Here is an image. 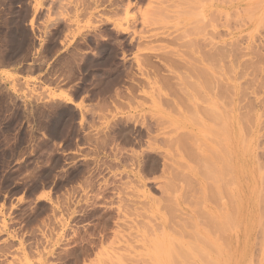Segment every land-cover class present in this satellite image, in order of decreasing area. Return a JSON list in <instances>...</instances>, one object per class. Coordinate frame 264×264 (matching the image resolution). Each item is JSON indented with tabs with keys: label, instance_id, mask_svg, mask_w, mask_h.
<instances>
[{
	"label": "rangeland",
	"instance_id": "rangeland-1",
	"mask_svg": "<svg viewBox=\"0 0 264 264\" xmlns=\"http://www.w3.org/2000/svg\"><path fill=\"white\" fill-rule=\"evenodd\" d=\"M129 1L0 0V264H105V262L106 264H110V261H108L110 255L116 258L121 257V253L125 261L115 259L114 261L117 264H144L148 260V263L150 262L151 264H158V262L159 264H169L167 261L170 259L174 260L173 262L172 260L170 261L171 264H175L183 257L182 254L186 253L185 250L190 252L188 255H191L193 249L189 251L190 249L187 248L189 242L186 243L184 239L192 243L188 235L194 232L200 234V237L203 236L204 242L207 240L213 246L211 248V245L209 246L206 242L205 245H208L213 250L209 249L210 251H208V248H205L204 245L202 247L199 239L196 241L197 239L191 238L193 241L195 240L196 243L193 242V244L198 248L196 256L199 254L204 256L206 254L204 257L209 256L208 259L210 260L215 258L212 264H215L214 262L216 261L218 264H264V195L261 197L262 192H264V0H202L204 2H200L201 0H164L166 3H162L163 0ZM179 4L182 5L180 6ZM174 5L178 8H175ZM154 6L158 7L157 11L159 14L154 13L156 11H153ZM161 8H164V12ZM175 12H179V14ZM197 12L200 16L197 15ZM161 13L163 14L161 15ZM174 16L179 17L175 18ZM151 17L154 19L153 21ZM197 27L200 30L203 28L205 30L204 33L203 31L200 32ZM186 28H192V30L194 28V33L187 32ZM103 29L106 32V35L102 37V44L104 46L101 44L98 47L91 39V36L97 35ZM192 30L190 31L192 32ZM186 32L190 35H185ZM195 32H200L202 35L197 33L199 37L195 36L197 35ZM215 32H217V35ZM182 34L183 38L185 36L187 37L181 41L183 39L181 37ZM179 36L181 37L180 39ZM175 37L180 40H175L176 43L178 45L179 43H183V45L181 44L182 46H178L177 44L173 45L175 44L173 43V38ZM158 38H161L162 41L158 40ZM186 40H191L192 42H190L194 43V47L192 48L190 46L189 48ZM193 40L197 43L193 42ZM185 41L187 42L186 48H184ZM199 41L200 44L198 43ZM140 42H144V45ZM209 42L211 44L214 43V45L211 46ZM139 44L141 45L137 46ZM148 45L149 47L161 45V48L158 50L155 47L153 49H147L146 46ZM164 47L167 49L165 48L164 50ZM174 48L178 49L177 52ZM161 49L164 52L170 50V53H178V56L174 54L171 58L177 59V61L179 60L180 63H184L181 68H184V65H188L189 67L186 68L192 71L189 72L187 70V72L184 70L185 68H180L181 70L176 69L172 64L173 62L171 63L172 65L170 63L168 64L176 70L168 69V64H165L162 60L161 62L158 58H154V53L157 54ZM182 50L187 51L190 56L188 57L187 52L184 53ZM198 50L204 51L202 53L201 51L198 52ZM201 53L206 57H202ZM146 54H152L150 56L152 58L151 61L156 65L158 64L160 69L162 68L159 75L161 73L163 76H169V78L172 76L171 79L174 76L175 79H172L171 83L178 81L179 83H175V86L176 84L177 86L179 85L178 87L176 86L177 89L184 87L182 91L185 92L180 90L181 93L179 94H186L181 96L182 98L184 97V101L185 98L186 100L188 99V102H186L188 103L187 105H191V110L201 105V109L203 108V110L199 111L204 112L196 111L192 113H196L197 116L196 114L194 116L189 114L191 111L185 108H188V106H185L186 102L183 104L182 101L176 100L178 97H171L176 94H173L175 92L174 86V92L168 95L167 93L170 91L167 92L162 87V94L166 100L180 102L181 106L179 105L180 107L176 108V111L174 110L175 112L178 111V113L173 111L174 113L172 114L171 108L165 111V108H160V106L154 104L153 97L158 94L157 90L161 88L162 82L159 80H161L160 77L162 75L160 77L158 73H156L158 76L156 74L150 75V70H146L149 68L146 67L145 62L142 60L144 58L142 56ZM191 56L195 60L197 59V61L199 59L201 63L199 61L198 64L197 62L194 63L193 61L195 60ZM184 60L193 64V67L191 68L187 62L185 64ZM209 60H213L214 62L210 61L208 64ZM177 61L175 60V62ZM194 64L201 67L203 72L206 71L204 73H207L208 79L206 76H204L205 79L202 77L204 75L203 73L200 81H198L199 83L201 82V85L194 80V78L196 79L194 73L196 69L193 70L196 68ZM168 70L173 71L172 74ZM177 70L179 71L177 72ZM191 72L194 73L193 77L191 76L193 73L190 74ZM185 75L192 79L187 80ZM184 76L186 79H184ZM180 78L187 81H181ZM202 78L206 81V89L202 84ZM209 80L211 82H208ZM189 81L193 85L194 83L197 86L199 85L196 88L194 85L195 91L193 89V92L190 89V85L186 84ZM214 82L215 85L213 87ZM181 84L184 86L182 87ZM208 85H211L212 88ZM156 87L158 88L156 89ZM198 88L202 92L200 94L202 99L198 95L200 93ZM179 89L176 90L177 94L180 92ZM197 96L198 98H196ZM165 98L163 99L165 100ZM211 108L213 109L212 113L218 110L219 112H217L219 114L216 112L214 113L216 114L215 117H213L214 114H210ZM205 112L207 116H204ZM222 112L227 116L225 115V117ZM179 113L181 114L180 116ZM217 115L219 117L221 115L223 118L220 117L218 119L219 117H216ZM129 116L132 118L136 116L141 120H144V117H147L148 120H151L150 118L152 120L154 119V121L156 120L161 124V126L159 124V128L162 129L161 132L168 130V136L171 139L174 138V141H176L175 137H178V141L179 139L182 141L183 138L187 139L188 144H185L187 142L184 139L183 141L185 143L182 142L184 143L183 145H187L184 146V149L182 148L183 145L176 144L177 142L172 147L174 149L170 148L166 150L165 147H163L164 149L159 148L162 147L160 144L157 147L158 150L162 151V154H166V151L168 152L167 155L174 153L171 156L172 158L168 155L164 161L167 163L168 161L166 160H169V167H167L170 168L171 172L173 170L178 171V174H175L177 171L175 173H171L169 169L166 171L168 173V180L171 179L172 182V177L174 176L175 179L176 177L178 178V182L179 179L181 181V185H176L177 187H175V183L177 184L178 182L175 179L172 183L168 181L170 184H167V186L171 187L172 184L173 188L179 189V191L176 189L178 192L176 195L172 193L176 191L175 189L169 193L172 187L166 194L165 191L167 189L165 190L166 186L163 188V185L167 182L165 181L167 178L164 172L162 174L160 173L162 172L160 171L162 168L161 165H157V168L155 167L156 169L153 167L155 170L160 169L155 174H152L154 173L153 168H147L149 171L147 170L146 174H141L138 172L137 165L132 160L131 154L126 150L121 152L117 150L118 143L116 141L118 140L116 138H120L118 136L120 127L127 124L126 119ZM219 120L225 124H221ZM218 122L220 125H218ZM216 125H218L217 128L220 127V131L228 127L227 131L230 130V133L228 132L229 135L226 134V136H229V141L228 139L224 140L227 138L224 136L227 131L223 130L226 132H221V134L219 129H214ZM223 125L226 127L221 128ZM213 126L215 127L213 128ZM205 127L207 131L204 129ZM165 128L168 129L166 130ZM209 128L216 131L214 135L212 134L214 133L213 130L210 133V135H213L211 136L213 138L211 141L213 142L214 140L213 143H215L217 140L216 144L224 141L222 145L224 144L225 147L223 148L222 146V148H227L225 153L228 151V156L223 153L224 150L222 148L223 152L220 151L219 155H216L217 153L215 151L218 152L221 142L216 147V144L214 145L209 140L211 138L208 134L211 132ZM234 132L237 134L235 133L234 135ZM217 133L218 135L219 133L221 134V139H219ZM183 134L187 135L185 136ZM188 135L196 145H191L192 139L190 138V141L189 137H187ZM205 135L207 137L209 136V139L205 138ZM240 136L243 139L245 138V140L241 138L239 140ZM159 137L162 138L163 135ZM230 140H233V142H230ZM181 141L179 142L181 143ZM244 141H246V145L243 146L241 143V146L240 142ZM172 143L174 144V142ZM250 143L252 144L250 145ZM177 145L179 147L181 145L179 149L183 153L178 149ZM188 145L196 149H193L195 150L194 153H196L193 157H198L201 154L199 159L202 156L205 157L207 154L215 153L216 156H212L213 158L208 157L210 159L212 158L210 162H213L214 165L209 162L212 166H206L209 164L206 163L209 159L205 161L207 157H202L204 160L201 159L202 162L200 165L197 162L201 160H196L197 162H195L192 159L193 153L191 152L192 155H190V151L188 149L186 151L185 149L186 147L188 148ZM210 147L211 149L214 148V151ZM249 147H251L249 149L250 153L249 150L246 152V149ZM241 148L249 154V157ZM198 151L200 154L197 156ZM157 152V150L154 151L156 155L158 154ZM154 153L153 155H155ZM241 154L243 157L245 156L243 159L240 156ZM221 155L222 157H220ZM230 155L232 158L229 157ZM223 158L224 160L227 158L230 161L227 160L229 162L228 165L225 164L227 163L226 161L225 163L223 162ZM245 158L247 160L249 159L248 161L251 165L248 164V161L245 163ZM171 159L174 160V164ZM235 160L238 162L236 165L234 164ZM176 161H178V164H176ZM159 162L161 164V159ZM181 162L184 164L182 165ZM215 162H217L216 166ZM196 163L197 165H195ZM241 163L245 165L243 168ZM247 164L248 167L246 166ZM170 165L176 169H171ZM190 166L196 169L194 170L192 168L193 171H189V169L191 170L189 168ZM205 166L207 170L204 169ZM218 166L221 167L222 171ZM210 167L217 169V172L214 170V174L212 168L209 169ZM218 169L222 173H225L221 174ZM230 169L234 177L232 173L227 174ZM204 170L208 173V177H212L213 174L214 176L221 175L217 177L213 176L212 178H217V181L215 182L214 180L216 179H212L211 182V177L209 179ZM210 170L211 172L209 173ZM258 170L261 174L257 173L259 172ZM148 172L152 175H147ZM179 173H182V175ZM247 173L249 177L246 176ZM243 174L244 176H242ZM160 175H164L163 177L165 178L161 179L162 176ZM201 175L205 177V180H209L205 182L204 179H199ZM223 175H226L224 176L225 178L228 175L227 180L225 179L226 182L228 181L226 185H230L231 183V187L228 186V188L223 184L230 190H226L225 186L221 185L223 189L225 188L223 191L228 194H224L220 190L219 181ZM170 176L171 178H169ZM180 176L185 177V180ZM230 177L236 179L235 183L233 179L230 180ZM260 178L263 184V190L261 189L262 187L260 188ZM186 180L188 182H184ZM222 180L220 183L223 182ZM213 181L216 183L215 187L218 186L217 191H215L214 186H211L214 183ZM202 184L204 185L202 186ZM235 186H237V191L235 190ZM218 191L221 196L217 194L219 193ZM162 192H165L164 194L167 197L168 195L176 197L174 198L172 196L176 204L171 199L175 207L170 204L169 206L167 204L168 202L166 203V200L169 201V197V199L167 198L164 201V194L162 195ZM210 193L214 198L215 196H220L222 201L219 198H216L217 201H215L216 199L211 200L213 196H210ZM255 194L258 198L261 197L259 206L257 205L259 199L256 196L254 197ZM184 195L187 197L183 198L185 197ZM205 195L210 197L207 198ZM228 195L234 200L229 198ZM198 196L201 197V202L203 201L202 199L205 200L204 196L206 197L207 202L205 203L203 201L201 204L203 206L201 207L199 204L198 206L196 205V203H199V199L198 202H194L197 201ZM251 197L254 198L252 199ZM179 198L181 202H179ZM207 199H210V201ZM237 199L240 200V203ZM211 201L216 204L218 209L221 206V212L220 210H216V206H212L215 204H212ZM220 201L222 203H218ZM232 201H234V204ZM253 201L257 204L255 203L253 205ZM164 202L166 204H163ZM226 203L233 205L232 207H235L234 205L238 203L240 204L235 207L236 210L238 209V216L234 215L235 213L233 211L230 214V210H228L230 208L228 206L231 207V205ZM166 207H172L173 215H171L172 211L170 208H168L170 209L169 211H166ZM223 207L224 212L222 211ZM232 207L231 210L233 209ZM193 210L197 212L202 210V217L205 214L207 216L211 213L213 218L215 216L214 219L212 218V221L219 222L220 226L225 223L222 222L224 219H220L222 216L224 217V213L227 215V212H229L228 216L230 218L228 216L224 218L225 220L228 218L230 223L232 222L231 217L233 215L235 218L237 217V221L234 218L235 222L233 221L234 223H232L234 226H231L234 228L231 231H229L230 226L227 227L226 225V228L222 229L224 232H228L226 235L228 234L229 238L222 236L223 234L225 236V233L217 225L223 232V234L220 232V236L225 238V240L223 238L221 240L220 236H217L218 231H220L218 230L216 235L214 234V236H217L214 238V241H216L215 244L212 241L213 236L211 235L218 228H213L212 234H208L211 230L204 232L207 231L204 229L202 231L205 228V226H201L203 225L202 222L205 216L202 218L199 216L200 213L192 212ZM219 212L222 214H218L220 218L216 214ZM163 213L168 214L165 215ZM167 215L168 217L171 215L173 218L170 221L180 223L181 226L179 223V226L175 223V226H178L177 228L173 224L171 226L168 225V227H172L171 229L174 227V232L176 233L177 230L180 237L184 235L182 234L183 229L181 230L180 227L183 226L184 228L186 225L190 229L194 224L193 233L184 228L186 234L190 233L184 235V238L181 237L182 242L185 243V253H182V256L176 253L181 249L183 251V248L178 245L181 242L180 239H177L179 237L178 234L177 236L172 235L175 233L170 228L167 229V225L162 227V221L166 222V224L169 223L167 221ZM188 215H191L193 219L189 221L191 216ZM196 216H199V219ZM211 216L208 217L211 219ZM172 218L169 217V219ZM197 219L200 220V223L197 222ZM206 220L203 222L204 225ZM208 220L207 223L211 221ZM258 220L259 223L257 225ZM182 221L186 222V224ZM152 222L154 224H152L153 226L149 224ZM145 224H148L150 229ZM157 224L161 225L160 228ZM196 225L203 228L196 229ZM154 226L158 228L155 229ZM214 227L216 228V226ZM221 227L224 228L223 226ZM145 228L148 230L145 231ZM161 228L162 230L164 229V233L161 231ZM227 229L229 230L227 231ZM145 233L149 234L147 235ZM122 235L126 238H124L126 241ZM150 235L152 237L155 236V239H151L152 237ZM160 236L162 238H159ZM169 237L172 240L175 238V241L180 240L179 242L173 241L176 243H174L175 246L178 245L181 249H176L177 246L173 248L174 244L172 246ZM228 239L229 242L227 241ZM154 243H158V245L162 243L163 246L161 245L159 247L160 249H158ZM227 243L228 245H226ZM169 245L172 250H177H175L176 255L174 256L178 254L179 257H176V259L179 258L178 260L174 259V251L172 252L170 250L171 248L169 249ZM217 245L222 247H218ZM196 246L193 248H196ZM224 249L227 250L224 251ZM168 250L171 251L172 255L170 254L168 256L170 253ZM202 250L205 252L204 255V252L201 253ZM193 251L195 253L197 249ZM116 252L117 254H115ZM224 252L226 256H224ZM148 253L154 258L153 260L155 262H152L153 260H151L150 256L148 257ZM219 254L221 255L219 256ZM185 255L188 256L187 254ZM156 256L159 260L155 258ZM171 256L173 257L171 258ZM194 258H190V262L188 263L204 264V259H206L209 263L206 261L205 264H210V260L207 258H203V261H200L201 259L199 260L197 257L198 259H196L200 261L199 263ZM144 260L147 261L144 262ZM180 262L184 263L181 260ZM111 264L114 263L111 262Z\"/></svg>",
	"mask_w": 264,
	"mask_h": 264
},
{
	"label": "bare ground",
	"instance_id": "bare-ground-1",
	"mask_svg": "<svg viewBox=\"0 0 264 264\" xmlns=\"http://www.w3.org/2000/svg\"><path fill=\"white\" fill-rule=\"evenodd\" d=\"M130 1H131V0H130ZM130 1H129V2H130ZM165 1H166V0H165ZM165 1L163 0L162 3H166ZM179 1H180V0H179ZM182 1H183V0H182ZM187 1H189V0H187ZM187 1H186V2H187ZM199 1H200V0H199ZM204 1H206V0H204ZM204 1L201 0L200 2H204ZM208 1H209V0H208ZM208 1H207V2H208ZM158 2H160V1H158ZM174 2H175V1H174ZM174 2H173V3H174ZM186 2H185V3H186ZM123 3H124V2H123ZM154 3H155V1H154ZM176 3H177V1H176ZM179 3H180V2H179ZM181 3H182V2H181ZM185 3H184V4H185ZM174 4H175V3H174ZM188 4H190V3H188ZM191 4H192V3H191ZM197 4H200V3H197ZM156 5H157V3H156ZM163 5H164V4H163ZM179 5L181 6L182 4H179ZM192 5H193V4H192ZM212 5H214V4H212ZM157 6H158V5H157ZM160 6H161V5H160ZM169 6H170V5H169ZM169 6H166V7H169ZM187 6H188V5H187ZM193 6H194V5H193ZM214 6H215V5H214ZM174 7H175V5H174ZM176 7H177V6H176ZM176 7H175V8H176ZM177 8H178V7H177ZM157 9H158V7H155V6H154V10H153V11H155V10L157 11ZM161 9H162V8H161ZM165 9H166V8H165ZM180 9H181V7H180ZM162 10H163V12H164V8H163ZM178 10H179V9H178ZM181 10H182V9H181ZM192 10H193V9H192ZM195 10H196V9H195ZM195 10H194V11H195ZM153 11L151 10V12H153ZM156 11H155L154 13L159 14L158 11H157V12H156ZM179 12H180V11H179ZM179 12H175V13H178V14H179ZM184 12H185V11H184ZM171 13H172V12H171ZM181 13H182V12H181ZM192 13H193V12H192ZM157 14H156V16H157ZM162 14H163V13H161V15H162ZM178 14H177V15H178ZM187 14H189V13L187 12ZM194 14H195V13H194ZM154 15H155V14H154ZM154 15H153V16H154ZM180 15H181V14H180ZM189 15H190V14H189ZM197 15L200 16V14H199L198 12H197ZM171 16H172V15H171ZM201 16H202V15H201ZM162 17H163V16H162ZM162 17H161V18H162ZM166 17L170 18L169 16H166ZM172 17H173V16H172ZM174 17H175V16H174ZM178 17H179V16H178ZM178 17L176 16L175 18H178ZM181 17H182V16H181ZM260 18H261V17H260ZM149 19H150V18H149ZM151 19H152V21L154 20L152 17H151ZM163 19H164V17H163ZM163 19H162V20H163ZM156 20H157V19H156ZM166 20H167V19H166ZM157 21H158V20H157ZM160 21H161V20H160ZM149 22H150V21H149ZM154 22H155V21H154ZM191 22H192V21H191ZM177 23H179V22H177ZM182 23H183V22H182ZM193 23H194V22H193ZM193 23H192V25H193ZM197 23H198V21H197ZM197 23H195V24H197ZM179 25H180V24H179ZM196 26H197V25H196ZM141 27H142V26H141ZM183 27H185V26H183ZM191 27H192V26H191ZM200 27H201V26H200ZM181 29H182V28H181ZM181 29H180V31H181ZM186 29H187V28H186ZM197 29L200 30V28H198V27H197ZM190 30H192V28L187 29L186 31L189 32V33H194V32H193L194 28H193L192 32H191ZM198 30H196V31H198ZM173 31H174V30H173ZM175 31H176V30H175ZM202 31H203V33H204L205 30L202 28V30H200V32H202ZM131 32H132V31H131ZM184 32H185V31H184ZM187 32L185 33V35L187 34ZM200 32H197V33H200ZM212 32H213V31H212ZM98 33H99L100 35H99ZM98 33H97V35L91 36V39L95 42V45H97V46L99 47V46L103 43L102 37H103V35H106V32H105L104 29H103L102 31H100V32H98ZM169 33H171V32H169ZM169 33H168V34H169ZM189 33L187 34V36L190 35ZM195 33H196V32H195ZM197 33H196V34H197ZM206 33H207V32H206ZM172 34H173V32H172ZM179 34H180V33H179ZM215 34L217 35V32H215ZM192 35H194V34H192ZM200 35H202V34L200 33ZM216 35H215V36H216ZM177 36H178V35H177ZM187 36H185V37L183 38V34H182L181 37H182L183 39H181V41L184 40ZM195 36H198V34L195 35ZM204 36H205V35H204ZM116 37H118V36H116ZM181 37L179 36V39H180ZM198 37H199V36H198ZM207 38H208V37H207ZM167 39H168V38H167ZM171 39H172V38H171ZM173 39H174L173 43H175V44H173V45H176V44H177L176 41H180V40H179L178 38H176V37L173 38ZM197 39H198V38H197ZM201 39H202V38H201ZM158 40L162 41L161 38H160V39L158 38ZM175 40H176V41H175ZM198 40H200V39H198ZM198 40H197V41H198ZM210 40H211V38H210ZM210 40L208 39V41H210ZM123 41H124V40H123ZM164 41H165V39H164ZM164 41H163V42H164ZM167 41H168V40H167ZM186 41H187L188 44H189V46H188L189 48H190V46H192V48L194 47V46H193L194 43H191V42H192L191 40H190L191 42H190L189 40H186ZM186 41H185L184 48H186V46H187V42H186ZM201 41H202V40H201ZM113 42H114V41H113ZM156 42H157V41H156ZM165 42H166V41H165ZM193 42H196V41L193 40ZM204 42H205V41H204ZM210 42H211V41H210ZM210 42H209V43H210ZM114 43H115V42H114ZM126 43H127V41H126ZM140 43H142V45H144V44H143L144 42H140ZM146 43H150V42H146ZM153 43H155V42L153 41ZM168 43H169V42H168ZM168 43H167V44H168ZM170 43H171V42H170ZM170 43H169V44H170ZM196 43H197V42H196ZM198 43L200 44V41H199ZM212 43H213V42H212ZM133 44H134V43H133ZM171 44H172V43H171ZM181 44L183 45V43H179V45H181ZM199 44H198V47H199ZM210 44H211V43H210ZM102 45H103V44H102ZM140 45H141V44H139V45H137V46H140ZM177 45H178V44H177ZM179 45H178V46H179ZM182 45H181V46H182ZM212 45H214V43L211 44V46H212ZM103 46H104V45H103ZM160 46H161V45H160ZM160 46L157 45V46H153V47H155V49L157 48L156 50H158V49L161 48ZM171 46H172V45H171ZM211 46H210V47H211ZM142 47H143V46H142ZM153 47H152V46L149 47V45L146 46L147 49H153ZM162 47H163V46H162ZM173 47H174V46H173ZM175 47H176V46H175ZM213 47H214V46H213ZM117 48H118V47H117ZM133 48H134V46H133ZM136 48H137V47H136ZM165 48H166V47H164L163 49L165 50ZM184 48H182V49H184ZM192 48H191V49H192ZM196 48H197V47H196ZM196 48H195V49H196ZM199 48H200V47H199ZM138 49H139V47H138ZM143 49H144V48H143ZM166 49H167V48H166ZM187 49H188V48H187ZM99 50H100V49H99ZM174 50H176V52H177L178 49H175V48H174ZM184 50H185V49H184ZM184 50H182V51H184ZM188 50H189V49H188ZM193 50H194V49H193ZM159 51H160V52L157 51V52H158L157 54L154 53V54H155L154 58H156V59L158 58L160 61L162 60L163 62H165V64H168V63H170V65L173 64V66H175L174 68H176V69H180V68L182 67V65L184 64V63H180L179 60L177 61V59H173V58H171L172 56H174V54H176V52L173 54V52H171V53L169 52L170 50H168V52H164L162 49L159 50ZM161 51H163V52H161ZM200 51H201V50H200ZM200 51L198 50V52H200ZM203 51H204V50H202L201 52L203 53ZM152 52H153V51H152ZM186 52H187V51H186ZM186 52L184 51V53H186ZM194 52H195V50H194ZM182 53H183V52H182ZM189 53H191V52H189ZM195 53H196V52H195ZM202 53H201V55H202ZM158 54H159V55H158ZM180 54H181V53H180ZM139 55H140V54H139ZM178 55H179V54L177 53L176 56H178ZM183 55H184V54H183ZM187 55H188V52H187ZM187 55H185V56H187ZM191 55H192V53H191ZM134 56H135V55H134ZM137 56H138V55H137ZM141 56H142V55H141ZM150 56H152V54H151V55H149V54L147 55V54H146V55L142 56V57H144V58L142 59L143 62H145L146 67L149 68V69H146V70H150V73H151L150 75H155L156 73H158V75H159V72L161 71L162 68L160 69V67L158 66V64H157V65L154 64V63L151 61L152 58H151ZM176 56H175V57H176ZM189 56H190V55H188V57H189ZM196 56H197V55H196ZM198 56H199V55H198ZM210 56H211V55H210ZM181 57H182V54H181ZM183 57H184V56H183ZM191 57H192V56H191ZM200 57H201V56H200ZM202 57H204V55H202ZM202 57H201V59H202ZM205 57H206V56H205ZM205 57H204V58H205ZM213 57H214V56H213ZM139 58L141 59L140 56H139ZM209 58H210V59H213V58H211V57H209ZM140 59H139V60H140ZM192 59H194V58L192 57ZM192 59H191V61H192ZM175 60H176L177 62H175ZM181 60H182V58H181ZM187 60H188V59H187ZM194 60H195V59H194ZM162 61H161V62H162ZM198 61H199V59H198ZM198 61H197V59H196V60L193 61V62H194V63L197 62V64H198V63L200 62V61H199V62H198ZM202 61H203V59H202ZM206 61H207V59H206ZM206 61H204V62H206ZM210 61H213V60H209L208 64L210 63ZM140 62H141V61H140ZM172 62H173V63H172ZM178 62H179V63H178ZM184 62H185V64L189 63V62H187L186 60H184ZM186 62H187V63H186ZM213 62H214V61H213ZM171 63H172V64H171ZM174 63H177V64L174 65ZM200 63H201V62H200ZM180 64H181V65H180ZM189 64H190V63H189ZM205 64H206V63H205ZM176 65H178V66H176ZM191 65H192V66H191ZM194 65H195V64H194ZM199 65H200V64H199ZM201 65H202V64H201ZM201 65H200V66H201ZM212 65H214V64H212ZM163 66H165V65H163ZM167 66H168V69H170V70L173 69V68H171V66H169V64H168ZM167 66H166V67H167ZM179 66H180V67H179ZM202 66H203V65H202ZM209 66H210V65H209ZM166 67H164V68H166ZM169 67H170V68H169ZM178 67H179V68H178ZM183 67H184L185 69H184V68H181V69H184V70H186V71L189 70V72L192 71L191 69H189V68L187 69V68H186V67H189L188 65H187V66L184 65ZM190 67L192 68V67H193V64H190ZM194 67H196V68L193 69V70L196 69V71L194 72V73H195V77H196V79L194 78V80H196V81L198 82V81H200L201 76L203 75V73L206 72V71L203 72V71H202L203 69H202L201 67L197 66V65H195ZM164 68H163V69H164ZM176 69H173V70H176ZM181 69H180V70H181ZM201 69H202V70H201ZM153 70L156 71V72L154 73ZM205 70H206V69H205ZM162 71H163V70H162ZM166 71H167V70H166ZM168 71H169V70H168ZM178 71H179V70H177V72H178ZM163 72H164V71H163ZM172 72H173V71H172ZM172 72L169 71V73H171V74H172ZM174 72H175V71H174ZM187 72H188V71H187ZM192 73H193V72H191L190 74H192ZM194 73H193V75H191L192 77L194 76ZM144 74H145V73H144ZM206 74H207V73H204V75H203L202 77H204V76L207 77ZM150 75H149V76H150ZM156 75H157V74H156ZM158 75H157V76H158ZM161 75H162V74L160 73L159 77H160ZM173 75H174V74H173ZM185 76L187 77V80L190 79L187 75H185ZM185 76H184V77H185ZM152 77H153V76H152ZM155 77H156V76H155ZM171 77H172V76H170V78H169V76L166 77V76H163V75L160 77L161 80H159V81L162 82V83L160 82V83H161V88H159V89L157 90V93H158V94L155 95V96H157V98H155V96L153 97V103H154V104H157L158 106H160V108H165V109H164L165 111L171 108V109H172V114H173V113L176 111L175 109H176V108H179V107L181 106L180 102H177V101H178V100H179V101H182V103L185 104V102H186L188 99L186 100V98H185V101H184V99H183L184 97L182 98L183 94L186 95L185 93H183V94H179V93H181L182 90H184V87H183L184 85H183V84H181L183 88L180 87V88H182V89H179V88H178L179 91H180V90H181V91L178 92L179 95L177 94L176 90H178L177 87H178L179 85L177 86V84H176V86H177V87H176V86H175V83L178 82V81H176V82L174 81L173 83H171L172 79H175L174 76H173L172 79H171ZM186 77H185L184 79H186ZM155 79H156V78H155ZM155 79H154V80H155ZM184 79H183V80H184ZM191 79H192V78H191ZM191 79H190V80H191ZM204 79H205V77H204ZM207 79H208V77H207ZM207 79H206V80H207ZM177 80H178V79H177ZM180 80L183 81L181 78H180ZM187 80H184V82L187 81ZM150 81H151V80H150ZM157 81H158V80H157ZM159 81H158V83H159ZM202 81H203L202 84L204 85V88H205V82H206V81L203 80V78H202ZM208 82H211V81L209 80ZM178 83H179V82H178ZM192 83H193V82H192ZM198 83H199V82H198ZM184 84H185V83H184ZM186 84L190 85V89H192V90H191L192 92H193V89H194V85H195V88L199 86V85L197 86V84H195V83H194V85L191 84L190 81L187 82ZM199 84L201 85V82H200ZM217 84H218V83H217ZM162 85H163V86H162ZM191 85L193 86V88H192ZM214 85H215V82H214V84H213L212 86L214 87ZM173 86H174V88H175V92H174V88H173ZM186 86H187V85H186ZM206 86H207V85H206ZM208 86H209V85H208ZM210 86H211V85H210ZM210 86H209V87H210ZM212 86H211V88H212ZM162 87L165 88V90H167V92L170 91V92L167 93V95L170 94V93L172 94L173 92H174L173 94L176 93V94H175L176 96H175V95H172V96L170 95V96H171V97H175V98L178 97V98L176 99L177 101H176V100H175V101H170V100H168V99L166 100V98L163 97V94H162V89H163ZM209 87H207V88L209 89ZM215 87H216V86H215ZM152 88H153V87H152ZM157 88H158V87H156V89H157ZM211 88H210V89H211ZM216 88H217V87H216ZM216 88H215V89H216ZM154 89H155V88H154ZM154 89H153V90H154ZM205 89H206V88H205ZM220 89H221V88H220ZM198 90H199V92L201 91L199 88H198ZM217 90H219V89H217ZM223 90H224V89H223ZM194 91H195V89H194ZM213 91H214V90H213ZM215 91H216V90H215ZM153 92H154V91H153ZM155 92H156V91H155ZM165 92H166V91H165ZM182 92H185V91H182ZM196 92H197V90H196ZM199 92H197V93H199ZM218 92H219V91H218ZM194 93H195V92H194ZM194 93H193V95H194ZM201 93H202V92H200L198 95L200 96ZM223 93H224V92H223ZM154 94H155V93H154ZM187 94H188V92H187ZM195 94H196V93H195ZM224 94H225V93H224ZM165 95H166V94H165ZM177 95H178V96H177ZM181 95H182V96H181ZM195 96H196V95H195ZM189 97H190V94H189ZM191 97H192V96H191ZM163 98H165V100H164ZM179 98H180V99H183V100H180ZM196 98H198V96H197ZM200 98H201V96H200ZM154 99H155V100H154ZM191 99H192V98H191ZM201 99H202V98H201ZM197 100H198V99H197ZM199 100H200V99H199ZM183 101H184V102H183ZM187 102H188V101H187ZM187 102H186V105H185V106H188V108L185 107V106H184V107H185L188 111H191V112H189V114H191L192 116H194V114H196V113L192 114L193 112H196V111H198V112H204V111H199V110H203V108L201 109V107H202L201 105H198V106H196V107L194 106V107H195L194 110H191V108H190L191 105H190V106L187 105V104H188ZM192 103H193V102H192ZM194 103L198 104L197 102H194ZM199 103H201V102H199ZM179 105H180V106H179ZM203 105H204V103H203ZM182 106H183V105H182ZM219 106H220V105H219ZM174 107H175V108H174ZM211 107H212V106H211ZM213 107H214V106H213ZM182 108H183V107H182ZM180 109H181V108H180ZM186 109H185V111H186ZM189 109H190V110H189ZM192 109H193V106H192ZM174 110H175V111H174ZM212 110H213V109L211 108V113H210V114H214V113H216V112L218 111V110H217V111H213L214 113H212ZM214 110H216V109H214ZM221 110H222V109H221ZM173 111H174V112H173ZM188 111H186V112H188ZM205 111H206V110H205ZM208 111H209V110H208ZM208 111H207V112H208ZM218 112H219V111H218ZM218 112H217V113H218ZM175 113H178V111L175 112ZM208 113H209V112H208ZM222 113H223V112H222ZM141 114H142V113H141ZM187 114H188V113H187ZM189 114H188V115H189ZM201 114H202V113H201ZM218 114H219V113H218ZM180 115H181V114L179 113V116H180ZM188 115H187V116H188ZM208 115H209V114H208ZM215 115H216V114H214L213 117H215ZM223 115L225 116L226 114L223 113ZM136 116H137V115H136ZM136 116H135V117L133 116L134 119H133L132 117L129 116V118L126 119L127 124H125V125H123L122 127H120V131H119V133H118V136H120V138H119L118 136H117L118 138H116V139L118 140V141H116V142L118 143V144H117V150L120 151V152L126 150V151H128V153L131 154V156H132V160H133V161L135 162V164L137 165V169H138V172H139V173H141V174H146V172H147V170H148L147 168H153V167L155 168L157 165H161L162 168H161V170H160V169H159V170L162 171V172H160V173L162 174V173L164 172V174H166L165 177L167 178V177H168V173H167L166 171H168V169H169V171L171 172V170H170V168H168V167H169V165H168V164H169V163H168L169 160H166V161H168L167 163H165L164 160L167 159L166 157H167L168 155H170V157H171L174 153H173L172 155H171V154H168V155H167L168 152L166 151V154H165L164 152H163L164 154H162V151H161V150H158L157 147H158L159 144H160L162 147H159V148L164 149L163 147H165L166 150H167V149H170V148L174 147V145H175L176 142H177L176 144L179 143V144H182V145H183V144L185 143V142L183 141V139H184L186 142H187V139H186V138H183V139H182V137H181L182 141L179 139V141H181V143H180V142L177 140L178 137H177V138L175 137V140H176V141H174V138L171 139V138L168 136V135H169V132H168L167 129H168L169 127H168V128H165L167 131H165V132H161L162 129L159 128V124H160V123L157 122L156 120H155L156 122L154 121V119L152 120V118H150L151 120H148L147 117H144V120H141L140 118H137L138 116H137V117H136ZM177 116H178V115H177ZM179 116H178V117H179ZM196 116H197V114H196ZM196 116H195V117H196ZM201 116H202V115H201ZM204 116H207V115H206V112H205V115H204ZM226 116H227V115H226ZM226 116H225V117H226ZM127 117H128V116H127ZM139 117H140V116H139ZM141 117H142V116H141ZM216 117H219V116L217 115ZM220 117H222V116L220 115ZM220 117H219L218 119H220ZM225 117H224V119L227 120V118H225ZM182 118H183V117H182ZM191 118H192V117H191ZM206 118H207V117H206ZM208 118H209V117H208ZM222 118H223V117H222ZM222 118H221V120H222ZM233 118H234V116H233ZM192 119H193V118H192ZM215 119H216V118H215ZM218 119H217V120H218ZM195 120H196V119H195ZM217 120H216V123H217ZM221 120H219V121H220L221 124H223L224 122H221ZM166 121H167V120H166ZM185 121H186V120H185ZM233 122H234V121H233ZM125 123H126V122H125ZM168 123H169V122H168ZM201 123H202V122H201ZM204 124H205V123H204ZM212 124H213V122H212ZM224 124H225V123H224ZM164 125H165V124H164ZM205 125H206V124H205ZM208 125H209V124H208ZM213 125H214V124H213ZM218 125H220L219 122H218ZM218 125H216V128H214L215 126H213V128H214V129H219V131H220V127L217 128ZM160 126H161V124H160ZM162 126H163V125H162ZM209 126L211 127V125H209ZM224 126H225V125H223V127H221V128H224ZM229 126H230V125H229ZM233 126H235V125H233ZM225 127H226V126H225ZM176 128H177V127H176ZM179 128H180V127H179ZM207 128H208V127H207ZM173 129H174V128H173ZM202 129H203V128H202ZM204 129L206 130V127H205ZM204 129H203V130H204ZM209 129H210V128H209ZM209 129H208V130H209ZM214 129H210L211 132L208 133L210 137L213 136L214 134H216V133H215L216 131H214ZM227 129H228V127H227L226 129L224 128L223 130H226V131H227ZM232 129H233V128H232ZM235 129H236V128H235ZM171 130H172V129H171ZM176 130H177V129H176ZM210 130H209V131H210ZM212 130L214 131V133H212V132H213ZM223 130L221 129L220 133H221V132H222V133L226 132V131H223ZM177 131H178V130H177ZM206 131H207V130H206ZM217 131H218V130H217ZM228 132L230 133V130H228V131L224 134V136H226V134L229 135ZM172 133H173V131H172ZM184 133H186V132H184ZM210 133H212L213 135H212V134L210 135ZM220 133H219V135H218V133H217L219 139H221L220 135L222 134V133H221V134H220ZM235 133H236V132H234V135H235ZM236 134H237V133H236ZM238 134H239V132H238ZM161 135H163L162 138L159 137V136H161ZM183 135L186 136L187 134H183ZM190 135H191V134H190ZM200 135L202 136V134H200ZM178 136H179V134H178ZM191 136H192V135H191ZM209 136H208V137H209ZM215 136H216V135H215ZM187 137H189V135H188ZM195 137H196V136H195ZM204 137H205V138H208L206 135H205ZM226 137H227V138L224 139V140H227L229 136H226ZM236 137L238 138L237 135H236ZM190 138H191V137H189V140H190ZM192 138H193V136H192ZM192 138H191V139H192ZM197 138H198V137H197ZM216 138H217V136H216ZM224 138H225V137H224ZM232 138H233V137H232ZM237 138H236V139H237ZM240 138H241V136L239 137V140H240ZM195 139H196V138H195ZM208 139H209V138H208ZM212 139H213V138L211 137L209 140L211 141ZM217 139H218V138H217ZM229 139H230V138H229ZM229 139H228V141H229ZM241 139H243V138H241ZM172 140H173V141H172ZM189 140H188V141H189ZM222 140H223V139H222ZM243 140H245V138H244ZM243 140H241V141H243ZM190 141H191V140H190ZM194 141H195V140H194ZM216 141H217V140H216ZM216 141H215V143H213L214 140H213V142H212V141H211V142L215 145V144H216ZM219 141H220V140H219ZM246 141H247V140H246ZM246 141H244V142H240V145H241V143L243 144V146L246 145ZM172 142H174V144H173ZM182 142H184V143H182ZM200 142H201V140H200ZM211 142H210V143H211ZM220 142H221L220 146L217 145V144L220 143ZM220 142H218V143L215 145L216 147L219 146V150H218V152L215 151V152L217 153L216 155H219V152H220V151L223 152V150H224L223 153H225V150H227V148H226V149H223V148L225 147L224 144L222 145V143H223L224 141H223V142L220 141ZM230 142H233V140H232V141L230 140ZM235 142H236V141H235ZM171 143H172L173 145H172ZM191 143H192L191 145H196V144L193 143V139H192V142H191ZM212 143H211V144H212ZM244 143H245V144H244ZM185 144H188V142L185 143ZM189 144H190V143H189ZM201 144H202V143H201ZM228 144H229V143H228ZM251 144H252V143H250V145H251ZM171 145H172V146H171ZM205 145H206V143H205ZM247 145H248V144H247ZM177 146H178V149L181 148V145H180V147H179V145H177ZM184 146H187V145H183V147H182L183 149H184ZM210 146H212V145H210ZM222 146H223V148H222ZM241 146H242V145H241ZM248 146H249V145H248ZM189 147H190V145H188V148L186 147L185 149H186V151H187V149H188V151H190V152H189L190 155H192V153H193V155H192V159H194L195 162H197L198 160H201L202 157H204V156H202V157H200V159H199V156H201V154L199 153V151L197 152V156H198V154H200V155H199L198 157H193V156L196 155V153H194L196 149H195L194 147L192 148V146H191L190 148H189ZM200 147H201V146H200ZM200 147H199V148H200ZM204 147H207V146H204ZM245 147H246V146H245ZM191 148H192V149H191ZM221 148H222L223 150H222ZM229 148H230V147H229ZM239 148H240V146H239ZM246 148H247V147H246ZM172 149H174V148H172ZM190 149H191V150H190ZM193 149H195V150H193ZM208 149H209V148H208ZM210 149H211V147H210ZM213 149H214V148H213ZM213 149H211V150H213ZM220 149H221V150H220ZM233 149H234V148H233ZM241 149H242V151H243V148H241ZM249 149H251V147H249L248 149H246V152H248ZM156 150L158 151V152H157V153H158L157 155H156V153H154V151H156ZM179 150H181V149H179ZM215 150H216V149H215ZM228 150H229V149H228ZM235 150H236V149H235ZM160 151H161V153H159ZM169 151H170V150H169ZM171 151H174V150H171ZM181 151H182V150H181ZM184 151H185V150H184ZM186 151H185V153H186ZM206 151H207V150H206ZM213 151H214V150H213ZM213 151H212V152H213ZM229 151H230V150H229ZM233 151H234V150H233ZM191 152H192V153H191ZM231 152H232V151H231ZM243 152H245V150H244ZM246 152H245V153H246ZM153 153H154L155 155H153ZM179 153H180V152H179ZM182 153H183V151H182ZM245 153H242V154L244 155ZM249 153H250V150H249ZM175 154H176V152H175ZM186 154L188 155V153H186ZM186 154H185V155H186ZM194 154H195V155H194ZM213 154H214V155H213ZM225 154L228 156V155H229L228 151H227V153H225ZM242 154H241L240 156H242V159H243L245 156L243 157ZM246 154H248V153H246ZM246 154H245V155H246ZM176 155H178V154H176ZM176 155H175V157H176ZM208 155H209V154L205 155V157H207V159H206L205 161H207V160L209 159V161H207L206 163H209L210 160H211L214 156H216L215 153H210L211 156H210V155L208 156ZM233 155H234V154H233ZM238 155H239V154H238ZM182 156H183V155H182ZM188 156H189V155H188ZM212 156H213V157H212ZM223 156L226 157L225 155H223ZM234 156H236V155H234ZM234 156H233V157H234ZM240 156H239V157H240ZM247 156L249 157V154H248ZM190 157H191V156H190ZM205 157H204V158H205ZM208 157H212V158L210 159V158H208ZM220 157H222V155H221ZM220 157H219V158H220ZM229 157L232 158L231 155H230ZM248 157H246V158H248ZM171 158H172V157H171ZM195 158H196V159H195ZM197 158H198V159H197ZM246 158H245V159H246ZM160 159H161V164H159V163H160V162H159ZM189 159H190V158H189ZM192 159H191V160H192ZM237 159H238V158H237ZM242 159H240V161H241L242 163H244V162L242 161ZM245 159H244V160H245ZM171 160H172V159H171ZM171 160H170V161H171ZM196 160H197V161H196ZM202 160H204V159H202ZM202 160H201V161H198L197 163L200 165L201 162H202ZM223 160H224V158H223ZM223 160H222V161H223ZM227 160H228V159L225 158V160L223 161L224 163H225V161L227 162V163H225L226 165H228V163L230 162L229 160H228L229 162H228ZM230 160H231V159H230ZM248 160H249V159H248ZM248 160L246 159V160H245V163H246V161H248ZM192 161H193V160H192ZM194 161H193V162H194ZM218 161H219V160H218ZM222 161H221V162H222ZM233 161H234V160H233ZM158 162H159V163H158ZM173 162H174V160H172V163H173ZM177 162H178V161H176V164H178ZM190 162H191V161H190ZM193 162H191V163H193ZM221 162H219V163L222 164ZM251 162H253V161L251 160ZM179 163H180V162H179ZM197 163H196L195 165H197ZM206 163H205V164H206ZM210 163H211V162H210ZM210 163L207 164L206 166L210 165ZM216 163H217V162H215V166H216ZM233 163H234V162H233ZM236 163L238 164V162H236V160H235V163H234V164L236 165ZM242 163H241V165H243ZM173 164H174V163H173ZM181 164H182V162H181ZM183 164H184V163H183ZM183 164H182V165H183ZM211 164L214 165L213 162H212ZM220 164H217V165H220ZM248 164L251 165V164L249 163V161H248ZM248 164L246 165L247 167H248ZM179 165H180V164H179ZM179 165H178V166H179ZM212 165H210V166H212ZM167 166H168V167H167ZM206 166L204 167V169L207 170ZM244 166H245V165H243L242 168H243ZM158 167H159V166H158ZM170 167H171V165H170ZM180 167H181V166H180ZM213 167H214V166H213ZM213 167H210V168H209V169L212 168V172H213L214 170H215V171L217 170V169H213ZM228 167H229V166H228ZM250 167H251V166H250ZM253 167H254V166H253ZM154 168H153V169H154ZM156 168H157V167H156ZM156 168H155V169H156ZM172 168L176 169L175 167H171V169H172ZM181 168H182V167H181ZM183 168H184V167H183ZM189 168H191V166H190ZM189 168H187V169H189ZM192 168H193L194 170L196 169V168H194V167H192ZM192 168H191V170L189 169V171H193ZM218 168L221 169L220 166H218ZM155 169L153 170L154 173H152V174H155L156 171H157V172L159 171V170H155ZM178 169H179V168H178ZM184 169L186 170V168H184ZM202 169H203V168H202ZM209 169H208V170H209ZM220 169H218V170L220 171ZM231 169H232V168H231ZM231 169H230V171H231ZM238 169H239V168H238ZM257 169H258V168H257ZM257 169H256V170H257ZM252 170H253V169H252ZM148 171H149V170H148ZM150 171H151V170H150ZM175 171H177V170H173V172H171V173H175ZM179 171H180V170H179ZM204 171H205V170H204ZM204 171H203V173H204ZM221 171H222V169H221ZM221 171H220L221 174H224V173H225V172L222 173ZM230 171H229V173L227 172V174H231V173H232V176H233V172H232V171L230 172ZM234 171H235V170H234ZM239 171H240V169H239ZM243 171H244V170H243ZM243 171H242V172H243ZM253 171H254V170H253ZM258 171H259V170H258ZM165 172H166V173H165ZM183 172H184V170H183ZM183 172H182V173H183ZM205 172H206V171H205ZM210 172H211V170L209 171V173H210ZM216 172H217V171H216ZM247 172H248V171H247ZM171 173H170V174H171ZM182 173H179V174L182 175ZM203 173H202V175H203ZM206 173H207V172H206ZM206 173H205V174H206ZM213 173L215 174V172H213ZM218 173H219V172H218ZM257 173H258V174H261L260 171L257 172ZM257 173H256V175H257ZM150 174H151V173L148 172L147 175L150 176ZM152 174H151V175H152ZM175 174H178V171H177ZM184 174H185V173H184ZM184 174H183V175H184ZM205 174H204V175H205ZM214 174H213V175L210 174V175H212V177H213ZM221 174H218V175H221ZM240 174H241V173H240ZM249 174H250V173H249ZM185 175H187V174H185ZM202 175H201V176H202ZM206 175H207V177H208V173H207ZM206 175H205V176H206ZM218 175H215V176L217 177ZM160 176H162V175H160ZM163 176H164V175H163ZM163 176H162L161 179L165 178V177H163ZM172 176H173V175H172ZM201 176L199 177V179L201 178V179H204V180H205V177H203V176L201 177ZM215 176H214V177H215ZM224 176H226V175H223V177H224ZM230 176H231V175H230ZM239 176H241V175H239ZM242 176H244V174H243ZM246 176L249 177L248 173L246 174ZM246 176H245V177H246ZM251 176H252V173H251ZM144 177H146V176H144ZM144 177H143V178H144ZM178 177H179V175H178ZM180 177L183 178L182 176H180ZM207 177H206V178H207ZM210 177H211V176H209L208 178L210 179ZM212 177H211V182H212V179H216V180H214V181L216 182V181H217V178H212ZM220 177H222V176H220ZM223 177H222V179H223ZM233 177H234V176H233ZM237 177H238V176H237ZM261 177H262V175H261ZM146 178H147V177H146ZM152 178L155 179L154 177H152ZM169 178H171V176H170ZM172 178H173V179H172L173 181L176 180V181L178 182V178H177V177H176V179H175L174 176H173ZM186 178H187V177H186ZM208 178H207V179H208ZM227 178H228V175H227L226 178L224 177L223 180L220 178V181H221V180L223 181V182H221V183H220V181H219L220 187H221V185H223V184H225V185L227 184V182H228V181L226 182ZM230 178H231V177H230ZM258 178H259V175H258ZM174 179H175V180H174ZM183 179L185 180V177H184ZM209 179H208V180H209ZM225 179H226V180H225ZM232 179L234 180V183H235L236 179H235V178H231L230 180H232ZM251 179H252V177H251ZM148 180H149V179H148ZM208 180H205V182L208 181ZM218 180H219V177H218ZM237 180H238V179H237ZM252 180H253V179H252ZM165 181H167V182L165 183V185H163V188H165V186H166L165 190L167 189V191H165V192H166V194H167L168 190L172 187V184H171V187H170V186H167V184H170V183H168V181L171 182V179L168 180V178H167V180L165 179ZM165 181H164V182H165ZM173 181H172V182H173ZM200 181H201V180H200ZM214 181H213V182H214ZM245 181H246V180H245ZM250 181H251V180H250ZM250 181H249V182H250ZM253 181H254V180H253ZM172 182H171V183H172ZM179 182H180V183H179ZM179 182H178L179 184H178V183L176 184V183L174 182V183H175V187H177L176 185H181V181H180V179H179ZM182 182H183V181H182ZM184 182H188V181L186 180V181H184ZM201 182H203V181H201ZM215 182H214L213 184L211 183L212 185H211V184H210V185H211L212 187L214 186L215 191H217V187H218V186L215 187V185H216ZM224 182H226V183H224ZM230 182H231V181H230ZM238 182H239V181H238ZM238 182H236V183H238ZM154 183H155V182H154ZM174 183H173V184H174ZM198 183H199V182H198ZM208 183H210V182H208ZM232 183H233V182H232ZM259 183L261 184V185H260V188H261L262 185H263L262 182H261V178H260ZM163 184H164V183H163ZM205 184H206V183H205ZM217 184H218V182H217ZM238 184H239V183H238ZM251 184H252V182H251ZM251 184H250V185H251ZM203 185H204V184H202V186H203ZM225 185H223V186H225ZM230 185H231V183H230ZM230 185H229V184L226 185L227 188H228V186H230ZM233 185H235V184H233ZM233 185H232V186H233ZM252 185H253V184H252ZM161 186H162V185H161ZM173 186H174V185H173ZM200 186H201V185H200ZM208 186H209V184H208ZM226 186H225V188H226ZM238 186H240V185H238ZM257 186H258V185H257ZM167 187H169V188H167ZM175 187H174V188L172 187V190H169V193H171L174 189L176 190L177 188H175ZM205 187H206V186H205ZM212 187H211V188H212ZM230 187H231V186H230ZM214 188H213V189H214ZM225 188H224V189H225ZM227 188H226V190H230V189H227ZM235 188H236V189H235ZM235 188H234V189L237 191V190H238V189H237V186H235ZM254 188H255V187H254ZM257 188H259V187H257ZM218 189H219V188H218ZM224 189L221 187V188H220L221 192H222ZM261 189L263 190V187H262ZM261 189H260V190H261ZM177 190L179 191V189H177ZM177 190L172 192L173 195H176V193H178ZM245 190L247 191V189H245ZM249 190H250V189H249ZM256 190H257V189H256ZM256 190H254V191L256 192ZM262 190H261V191H262ZM163 191H164V190H163ZM243 191H244V190H243ZM263 191H264V190H263ZM165 192H164V193H165ZM174 192H175V193H174ZM218 192H219V191H218ZM229 192H230V191H229ZM248 192L250 193V191H248ZM259 192H260V191H259ZM164 193L162 192V195H163ZM182 193H183V192H182ZM184 193H185V192H184ZM213 193H214V191H213ZM216 193H217V192H216ZM216 193H215V194H216ZM223 193L225 194V193H227V192L223 191ZM235 193H237V192H235ZM240 193H241V192H240ZM252 193H253V192H252ZM263 193H264V192H262V194H261V192H260V194L262 195L261 197H263V195H264ZM215 194H214V195H215ZM217 194L220 195V192L217 193ZM217 194H216V195H217ZM224 194H223V196H224ZM227 194H228V193H227ZM229 194H231V193H229ZM257 194H258V193H257ZM171 195H172V194H171ZM173 195H172V196H173ZM209 195H210V196H213V195H211V193H210ZM172 196L168 195V197L170 198V199H169V198L167 197V195L165 196V194H164V201L168 198L169 201L166 200V203L168 202V203H167L168 205L170 204L171 206L173 205V207H175L174 204H176V203H175L174 199L172 198ZM184 196H185V195H184ZM200 196H201V195H200ZM202 196H203V193H202ZM202 196H201V197H202ZM205 196H207V195H205ZM205 196H204L205 200H204V199H202V200L205 201V203H206L207 201H206V197H205ZM210 196H209V197H210ZM217 196H218V195H217ZM220 196H221V195H220ZM220 196H219V197H216V196H215V198H214V196H213V199H211V198H210V199H211V200H214V199H216V198H219V199L222 201V198H221ZM223 196H222V197H223ZM225 196H226V195H225ZM232 196H233V194H232ZM237 196H238V195H237ZM251 196H252V195H251ZM255 196H256V194L254 195V197H255ZM258 196H259V194H258ZM173 197L176 198L175 196H173ZM180 197H181V196H180ZM186 197H187V196H185V197H183V198H186ZM198 197H199V196H198ZM201 197H199V198L196 197V198H197V201H194V202L196 203V202H198V199H199V203H196V205L198 206V204H199L200 207L203 206V205H201V204L203 203V201L201 202ZM209 197L207 196V198H209ZM228 197L231 198L232 200L235 199L234 196H233L234 199H233L232 197H230V195H228ZM228 197H226V198H228ZM238 197H239V196H238ZM254 197H253V198H254ZM256 197H257V196H256ZM261 197H259V198L257 197V198L259 199V200H258V202H259L258 204L255 202L258 206H259V204H260V199H261ZM223 198H224V197H223ZM229 198H228V199H229ZM248 198H249V197H248ZM251 198H252V197H251ZM253 198H252V199H253ZM171 199H172L174 202H173ZM177 199H178V196H177ZM210 199H207V200L210 201ZM255 199H256V198H255ZM255 199H254V201H256ZM182 200H183V199H182ZM235 200H236V199H235ZM237 200H239V199H237ZM209 201H208V202H209ZM215 201H217V199H216ZM221 201L218 202V203H222ZM229 201H230V200H229ZM244 201H245V200H244ZM250 201H251V199H250ZM254 201H253V203H254ZM172 202H173L174 204H173ZM179 202H181V201H180V198H179ZM182 202H184V201H182ZM200 202H201V203H200ZM227 202H228V201H227ZM235 202H236V201H235ZM166 203L164 202L163 204H166ZM171 203H172V204H171ZM211 203H212V201H211ZM216 203H217V202H216ZM218 203H217V205H218ZM232 203L234 204V201H232ZM239 203H240V200H239ZM239 203H238V204L235 203V204H236V205H240ZM251 203H252V202H251ZM251 203H250V204H251ZM255 203H254L253 205H255ZM160 204H161V203H160ZM212 204H215V203L213 202ZM226 204L231 205V204H229V203H226ZM168 205H167V206H168ZM170 205H169V206H170ZM207 205H208V203H207ZM219 205H220V204H219ZM236 205H234V206L236 207ZM242 205H243V204H242ZM253 205H252V206H253ZM164 206H165V205H164ZM179 206H180V205H179ZM209 206H211V205H209ZM212 206H216V204H215V205H212ZM212 206H211V208H213ZM225 206H226V205H225ZM232 206H233V205H231V207H232ZM258 206H257V207H258ZM228 207L230 208V209L227 208L228 210H230V214H231L232 211L235 213L234 215H237V214H238V212H237L238 209L236 210L235 207H232V208L235 209V210H233V209L231 210V207H230V206H228ZM237 207H238V206H237ZM255 207H256V206H255ZM160 208H161V207H160ZM164 208H165V207H164ZM166 208L168 209V208H170V207H166ZM176 208H178V207H176ZM219 208H220V209H218L217 206H216V210H217V211L220 210V212H221V209H222L221 206H220ZM238 208L240 209V207H238ZM250 208H251V207H250ZM167 209H166V211H169V210L171 209L172 212H171V211H170V212L172 213L171 215H173V209H172V207H171L170 209H168V210H167ZM251 209H252V208H251ZM251 209H250V210H251ZM257 209H258V208H257ZM159 210H160V209H159ZM216 210H214V211L216 212ZM228 210H226V211H228ZM250 210H248V211H250ZM254 210H255V208H254ZM157 211H158V210H157ZM194 211H195V210H193L192 212H194ZM222 211L224 212V207H223V210H222ZM235 211H236L237 213H236ZM154 212H155V211H154ZM196 212H197V211H195V213H196ZM212 212H213V211H212ZM220 212H219V213H216V214H217V215H218V214L222 215ZM233 212H232V213H233ZM257 212H259V210H257ZM257 212H256V213H257ZM160 213H161V212H160ZM197 213H200L199 216H201L202 210L199 211V212H197ZM227 213H228L227 215H226V213H224V217H226V216L229 215V212H227ZM155 214H157V213H155ZM163 214L166 215V214H168V213H163ZM169 214H170V213H169ZM209 214H210V215H209ZM209 214H208L207 216H205L206 214L203 215V217L205 216V217H204V218H205L204 220H206V217H207V220L210 219V217H208V216H211V213H209ZM158 215H159V214H158ZM171 215L169 216L170 218H172ZM194 215H196V214H194ZM220 215H218L219 218H220ZM234 215H233V217H231V219H232V222H231V223L228 221V220H229L228 218H230L229 216H228V218H226L227 222H226V220H225V218H224L223 216L220 218V219H224V220H225V221H224V220L222 221V222H225V223H223V224L221 223V224H222L221 226H223L224 228H222V227L219 225V222L216 223V222L212 221L213 216H211V219H210L211 221L208 220V221H210V222L207 223V220H206V221H205L206 223H205V225H204V223H203L204 220H203V222H202L203 225L200 224V225L203 226V227L205 226V228H203V227H199L198 225H196L195 228H196V229L203 228L202 231H204V229H206L207 231H204V232H208L209 230H211V232L209 231L208 234H209V233H211V234L213 233V231H212L213 228H214V229H217V228H218V229L215 230L214 233L211 235V236H213V237H212V238H213L212 241H214V238H215V237L220 236L221 233L223 234L224 231H223L222 229H225L226 226H227V227L230 226V227H229L230 230L227 229V231H228V230L231 231V230L234 228V227H233V228L231 227V226H234V224H232V223H234L235 221H237V219H236L237 217L235 218ZM247 215H248V214H247ZM255 215H256V214H255ZM160 216H161V215H160ZM188 216H191V215H188ZM199 216H198V217H199ZM230 216H231V215H230ZM237 216H238V215H237ZM248 216H249V215H248ZM258 216H259V215H258ZM258 216H256V217H258ZM165 217H166V216H165ZM169 217H168V215H167V221H169V223L167 222L168 224H166V222H163V221H162V227H165V226L167 225L166 227H167V229H169L170 227H168V225L171 226V224H173V225L175 226V223H176V222L170 221V220H173V218H172V219H169ZM196 217H197V216H196ZM198 217H197V218H198ZM201 217H202V216H201ZM201 217H200V219H201ZM203 217H202V218H203ZM214 218H215V216H214ZM214 218H213V219H214ZM234 218L236 219L235 221H234ZM246 218H247V217H246ZM156 219H157V218H156ZM191 219H193L192 216L190 217L189 221H190ZM198 219H199V218H198ZM198 219H197V222L200 223V220H198ZM216 219H217V218H216ZM241 219H242V218H241ZM251 220H252V219H251ZM184 221H185V220H184ZM184 221H182V222H184ZM186 221H188V220H186ZM189 221H188V223H190ZM195 221H196V218H195ZM230 221H231V220H230ZM233 221H234V222H233ZM150 222H151V221H150ZM170 222H173V223H170ZM197 222H196V223H197ZM211 222H212V223H211ZM220 222H221V221H220ZM178 223H179V222H177L176 224L178 225ZM184 223L186 224V222H184ZM192 223H193V221H192ZM229 223H230V225H229ZM241 223H242V222H241ZM241 223H240V224H241ZM255 223H256V222H255ZM258 223H259V220L257 221V225H258ZM149 224L152 225L153 222H152V223H149ZM206 224H209V225L206 226ZM210 224H213V225H210ZM231 224H232V225H231ZM236 224H237V223H236ZM153 225H154V224H153ZM153 225H152V226H153ZM177 225L175 226L176 228L180 225V223H179L178 226H177ZM182 225H184V224H182ZM191 225H192V224H191ZM217 225L221 228V230H222L223 232L220 230L219 227H217ZM225 225H226V226H225ZM257 225H256V227H257ZM145 226H148V224H145ZM155 226H156V225H155ZM155 226H154V228L157 229L158 227L160 228L161 225H160V224H157L158 227H155ZM180 226H181V225H180ZM193 226H194V224L192 225V227H190V229H188L187 226L185 225L184 228L190 230V232L193 233V232H194V227H193ZM208 226H209V227H208ZM211 226H213V227H211ZM214 226H216V228H215ZM254 226H255V225H254ZM207 227H208L209 229H208ZM240 227H241V226H240ZM240 227H239V228H240ZM143 228H144V226H143ZM147 228H149V226H148ZM147 228H145V231L148 230ZM171 228H172V227H171ZM171 228H170V230H172V232H174V231H175V230H173L174 227H173V229H171ZM184 228H183V226L180 227L181 230L183 229V230H182V232H183L182 234H184V235H188L190 232H189V233L187 232L188 234H186V231L184 230ZM191 228H192V229H191ZM236 228H237V226H236ZM149 229H150V228H149ZM178 229H179V228H178ZM254 229H255V228H254ZM254 229H253V230H254ZM151 230H152V228H151ZM151 230H150V231H151ZM163 230H164V229H163ZM163 230H162V228H161V231H162V232H163ZM170 230H169V231H170ZM181 230H180V231H181ZM192 230H193V231H192ZM218 230H220V231H218ZM240 230H242V229H240ZM150 231H147V232H150ZM155 231H156V230H155ZM159 231H160V230H159ZM161 231H160V232H161ZM167 231H168V230H167ZM217 231H218V233H217ZM156 232H157V231H156ZM160 232H159V233H160ZM220 232H221V233H220ZM142 233H143V232H142ZM151 233H153V232H151ZM151 233H150V234H151ZM159 233H158V234H159ZM163 233H164V232H163ZM170 233H171V231H170ZM174 233H175V232H174ZM216 233H217L218 235H217V236H214V234L216 235ZM224 233H225V236H224V234H223L222 236H223V237H226V236L228 237V234L226 235V233H228V232L225 231ZM229 233H230V232H229ZM116 234H117V233H116ZM145 234L148 235L149 233H145ZM161 234H162V233H161ZM177 234H178V236H179V232L177 233V230H176V233H175V234H172V235L177 236ZM205 234H207V233H205ZM117 235H118V234H117ZM142 235H143V234H142ZM151 235H152V234H151ZM151 235H150V236H151ZM180 235H181V233H180ZM184 235H181V237L184 238ZM199 235H200V234H196V232H194L193 234L190 233V235H188V238H189V236H190V239H189V240H191L192 243H190V241H187L186 239H184V240L186 241V243L189 242V245L186 244V245L188 246L187 248L190 249L189 251H191L192 249H193V250L197 249V251H195V253H194V251L192 250L193 252L191 251V255H188V253L190 254V252H187V251L185 250V248H184V247H185V243L182 242V238H181L180 236H179L177 239H180L181 242H182L183 244H182L181 242H179L180 240H179V241L177 240V241L179 242L178 245L181 246V248H183V251H182V249H181L180 247H178V245H176L177 247L175 246V244H176L175 242H177V241H175L176 239L173 238V240L175 239V240H174L175 242H174V241L169 237V239H170L171 242H172V243H171L172 246H173V244L175 243L174 246H173V248L176 247V249H177V248H178V249H181V250H178V251H177L176 249L172 250L171 246L169 245V249L171 248L170 250H171L172 252L174 251V252H173V253H174L173 256L176 255V253H179V256H182V255H183L182 258L180 257V258H181V259H180L181 261H184L185 264H187L188 262H190V261H189L190 258L193 259L194 256H196V252H198V248H197V246H196L195 244H193V242H195V240L193 241L191 238H195V239H197L196 241H198V239H199V240H200L199 242L202 243V244H201L202 247H203V245H204V247H205V248H208L207 250L210 251L209 249H211L213 246H212L210 243H208L206 239H205L206 241L204 242V239H203L204 237L202 236V237H203V238H202V237H200L201 235H200V236H199ZM115 236H116V235H115ZM158 236H159V235H158ZM161 236H162V235H161ZM161 236H160L159 238H162ZM209 236H210V235H209ZM116 237H117V236H116ZM122 237H123V235H122ZM133 237H134V236H133ZM148 237H149V236H148ZM151 237H152V236H151ZM185 237L187 238V236H185ZM207 237H208V236H207ZM223 237L220 236L221 240H223V239L225 240V238H223ZM227 237H226V238H227ZM117 238H118V237H117ZM124 238H125V237H123V239H124ZM137 238H138V237H137ZM153 238L155 239V236L152 237L151 239H153ZM188 238H187V239H188ZM222 238H223V239H222ZM228 238H229V237H228ZM243 238H244V236H243ZM125 239H126V238H125ZM125 239H124V240H125ZM141 239H143V238H141ZM167 239H168V238H167ZM210 239H211V237H210ZM216 239H217V238H216ZM218 239H219V238H218ZM230 239H231V238H230ZM247 239H248V238H247ZM121 240H122V238H121ZM124 240H123V242H124ZM160 240H161V239H160ZM160 240H159V242H161ZM163 240H164V239H163ZM201 240H202V241H201ZM219 240H220V239H219ZM219 240H218V242H219ZM221 240H220V241H221ZM125 241H126V240H125ZM144 241H145V240H144ZM149 241H150V240H149ZM165 241H166V240H165ZM227 241L229 242V239H228ZM227 241H226V242H227ZM123 242H122V243H123ZM150 242H151V241H150ZM155 242H156V240H155ZM199 242H198V243H199ZM206 242H207V244H208L209 246L211 245V248H209L208 245H207V246L205 245ZM124 243H125V242H124ZM148 243H149V242H148ZM195 243H196V242H195ZM203 243H204V244H203ZM214 243L216 244V241H214ZM154 244L157 245L156 247H158V249H160L159 247L162 245V243H160V245H158V243H157V244L154 243ZM166 244H167V243H166ZM181 244H182V245H181ZM148 245H149V244H148ZM191 245H192V248H191ZM226 245H228V243H227ZM162 246H163V245H162ZM189 246H190V247H189ZM194 246H196V248H193ZM217 246H218V245H217ZM150 247H151V246H150ZM218 247H222V246H218ZM218 247H217V248H218ZM162 248H163V247H162ZM227 248H228V247H227ZM118 249H121V248H118ZM151 249H153V248L151 247ZM199 249H200V248H199ZM218 249H219V248H218ZM123 250H124V248H123ZM153 250H154V249H153ZM175 250L177 251L176 253H175ZM184 250H185L186 253L184 252ZM204 250H206V249H204ZM211 250H212V249H211ZM214 250H215V249H214ZM220 250H221V249H220ZM225 250H227V249H224V251H225ZM114 251H115V250H114ZM155 251H156V250H155ZM155 251H154V252H155ZM160 251H161V250H160ZM168 251H169V250H168ZM171 251H169V252H170L169 255L167 254L168 256H170V254L172 255ZM179 251H182V252H179ZM212 251H213V250H212ZM154 252H153V253H154ZM162 252H163V251H162ZM203 252H204V251L202 250L201 253H203ZM216 252H217V250H216ZM216 252H215V253H216ZM227 252H229V251H227ZM103 253H104V252H103ZM118 253H119V252H118ZM133 253H134V252H133ZM151 253H152V252H151ZM155 253H157V252H155ZM163 253H164V252H163ZM163 253H162V255H164ZM182 253H185V254H187L188 256H186L185 254H182ZM193 253H194V254H193ZM199 253H200V251H199ZM199 253H197V254H199ZM206 253H208V252H206ZM209 253H210V252H209ZM220 253H221V252H220ZM224 253H225V252H224ZM230 253H231V252H230ZM105 254H107V252H105ZM109 254H110V253H109ZM113 254H114V253H113ZM115 254H117V252H116ZM130 254H132V253H130ZM145 254H147V253H145ZM181 254H182V255H181ZM192 254H193V256H192ZM204 254H205V252L203 253V255H204ZM228 254H229V253H228ZM120 255H121V257L119 256V257H116V258H114L113 255H110V257L108 258V261H110V264H111V262H113V263L115 264V263H116V262L114 261L115 259L118 260V261H122V260L125 261V259H123L122 253H121ZM133 255H134V254H133ZM157 255H158V254H157ZM216 255L218 256L217 253H216ZM216 255H215V257H216ZM220 255H221V254H219V256H220ZM222 255H223V254H222ZM102 256H103V254H102ZM107 256H109V255H107ZM116 256H118V255H116ZM145 256L147 257V255H145ZM149 256H150V255H149V253H148V257H149ZM159 256H161V255L159 254ZM173 256H171V258H172ZM177 256H178V254H177ZM177 256H174V259H176ZM179 256H178V257H179ZM190 256H191V257H190ZM199 256H200L201 258H200ZM204 256H206V254H205ZM204 256H202V254H199V255L196 256V258L198 257L199 260L201 259L200 261H203V258H207V259L209 258V256H207V257H204ZM224 256H226V253L224 254ZM125 257H126V256H125ZM150 257H151V260L154 259L152 256H150ZM184 257L186 258L187 261L185 260ZM187 257H188V259H187ZM189 257H190V258H189ZM192 257H193V258H192ZM100 258H101V257H100ZM127 258H128V257H127ZM155 258H157V256H156ZM183 258H184V259H183ZM196 258H194V260H195ZM198 258H197V259H198ZM222 258H223V257H222ZM128 259H129V258H128ZM149 259H150V258H149ZM178 259H179V258H177L176 260H178ZM182 259H183V260H182ZM197 259H196V260H197ZM129 260H130V259H129ZM132 260H133V259H132ZM136 260H137V259H136ZM136 260H135V261H136ZM157 260H159V259L157 258ZM157 260H156V261H157ZM171 260H172V262L174 261L173 259H170V260H168L167 262H169V264H171V262H170ZM176 260H175V261H176ZM180 260H179V262H176L175 264H178V263H179V264H184V263H181ZM196 260H195V261H196ZM204 260H205V262H204V264H205L207 260H206V259H204ZM208 260H210V259H208ZM214 260H215V258H214L213 260L211 259V260H210V264H212ZM216 260H217V257H216ZM103 261H104V259H103ZM124 261H123V263H125ZM145 261H147V260H144V262H145ZM148 261H149V260H148ZM148 261H147L146 263H144V262H143V263H144V264H147ZM185 261H186L187 263H186ZM191 261H192V260H191ZM197 261H198V260H197ZM200 261H198V263H199ZM133 262H134V260H133ZM133 262H132V263H133ZM152 262H155V261L153 260ZM207 262H208V261H207ZM103 263H104V262H103ZM127 263H128V262H127ZM134 263H135V262H134ZM136 263H137V262H136ZM162 263H163V262H162ZM193 263H196V262H193ZM208 263H209V262H208ZM208 263H207V264H208ZM214 263H215V264H216V263L218 264L217 261L214 262ZM105 264H106V262H105ZM116 264H117V263H116ZM125 264H126V263H125ZM138 264H139V263H138ZM148 264H151V263L149 262ZM154 264H155V263H154ZM156 264H157V263H156ZM158 264H159V262H158ZM172 264H174V263H172ZM188 264H189V263H188Z\"/></svg>",
	"mask_w": 264,
	"mask_h": 264
}]
</instances>
